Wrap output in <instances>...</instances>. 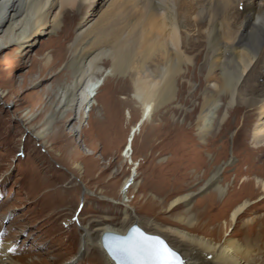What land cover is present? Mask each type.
Listing matches in <instances>:
<instances>
[{"label": "bare ground", "instance_id": "1", "mask_svg": "<svg viewBox=\"0 0 264 264\" xmlns=\"http://www.w3.org/2000/svg\"><path fill=\"white\" fill-rule=\"evenodd\" d=\"M44 34H55V45L42 59L33 60L34 83L53 77L61 63L67 80L46 84L36 95L32 109L20 117L26 130L63 166L86 178L91 173L87 161H96V146L113 136L107 107L116 106L119 125L138 117L123 149L131 158L137 134L157 114L164 120L195 116L197 136L207 147L212 148L218 136H230V157L217 161L208 154L196 167L213 168L210 177L187 185L169 200L167 210L183 207L175 217L180 226L153 220L149 225L170 241L185 264H264V0H0V52L15 45L20 55ZM63 36L67 45L59 41ZM112 83L116 86L109 102L100 93ZM4 96L0 90V100ZM76 115L80 123L87 118V124L67 130V120ZM233 117L237 124L230 123ZM95 133L92 142L84 139ZM76 137L85 149L76 144ZM50 140L60 142L59 149ZM190 148L183 144L185 160ZM221 148L225 153L226 143ZM242 151L252 156L237 163ZM134 166L121 184L123 197L137 187L140 162ZM230 167L235 172L227 183L223 175ZM244 188L251 192L237 195V189ZM204 192H209V201L201 211L194 200ZM90 193L86 188L84 199ZM109 193L94 194L115 200ZM124 211L138 217L127 204ZM128 229L106 220L93 226L81 223L78 254L97 248L105 251L109 264H116L101 234H125ZM20 250L0 233V264L47 262H29Z\"/></svg>", "mask_w": 264, "mask_h": 264}, {"label": "rangeland", "instance_id": "2", "mask_svg": "<svg viewBox=\"0 0 264 264\" xmlns=\"http://www.w3.org/2000/svg\"><path fill=\"white\" fill-rule=\"evenodd\" d=\"M55 39V34H44L33 47L24 48L20 55L15 45L7 46L0 52V90L5 91V96L0 100V233L4 239H11L21 248L20 254L26 260L31 262L42 259L48 262L46 264H109L105 251L97 248L91 249L87 255L78 254L81 223L93 226L98 220H106L120 229H128L134 222H139V226L146 232L163 237L171 245L159 230L149 225L150 221L159 225L180 226L175 217L182 214L183 207L177 206L169 211V200L183 192L187 185L198 181L201 183L210 177L213 168L196 167L200 161H207L208 154L217 161L230 157V136H218L213 140L214 148H209L197 136L195 116L188 120L179 116L164 120L157 114L137 134L131 158L123 154V149L138 117L131 122L121 120L119 125L116 106H112V109L107 107L113 136L107 143L96 146V161L86 160L91 173L82 178L77 171L68 169L60 159L56 160L55 156L50 155L20 121L24 112L32 109L33 99L46 88V84L67 80V75L62 74L65 63H61L52 73L53 77L48 75L43 82L34 83L37 72H31L33 60H40L47 52H51ZM59 41L66 45L68 42L66 36ZM114 85L116 83L103 88L100 98L112 102ZM8 91L11 92L6 95ZM133 107L138 113L141 112L139 105L134 104ZM33 112L39 113L38 107H34ZM69 119L65 126L67 130L87 124V118L80 123L77 115ZM57 123L53 124L54 129ZM230 123L237 124L238 121L233 117ZM76 138V144L85 149L81 138ZM95 138L96 133L93 138L90 135L84 137L88 143ZM185 143H189L193 150L188 160L183 158L182 147ZM223 143H226L225 153L221 150ZM49 144L59 149L60 142L50 140ZM245 151L239 153L237 163L243 157L251 158L249 151ZM134 162H140L138 184L130 190L129 197H123L121 184L133 174L136 166ZM172 167L174 171L170 174ZM180 169L183 171L181 174L178 173ZM234 172L233 167L224 172L223 177L227 176V183L233 181ZM73 185H76L75 188L71 187ZM86 188L96 194L110 192L116 199L99 198L94 193L86 194L84 199ZM64 189L68 191L67 194L62 191ZM237 190V195L251 192L250 188ZM208 195L209 192H204L195 196L194 203L199 210L206 207ZM153 196L159 197L160 202L154 200ZM224 198L227 197L224 196L220 203ZM124 203L138 217L130 211L123 212ZM221 222L223 224L224 221ZM121 223L125 227H120Z\"/></svg>", "mask_w": 264, "mask_h": 264}, {"label": "snow or ice", "instance_id": "3", "mask_svg": "<svg viewBox=\"0 0 264 264\" xmlns=\"http://www.w3.org/2000/svg\"><path fill=\"white\" fill-rule=\"evenodd\" d=\"M103 246L116 264H185L163 238L136 227L125 235L105 234Z\"/></svg>", "mask_w": 264, "mask_h": 264}, {"label": "water", "instance_id": "4", "mask_svg": "<svg viewBox=\"0 0 264 264\" xmlns=\"http://www.w3.org/2000/svg\"><path fill=\"white\" fill-rule=\"evenodd\" d=\"M133 227H136V228H139L140 230L146 232L145 230H143L141 227H139L137 224H133L132 226L129 227V229L127 230V232L125 234H127L131 228ZM108 233H112V234H118V233H114V232H105L103 235H102V244H103V237L105 236V234H108ZM148 233V232H147ZM125 234H119V235H125ZM151 234V233H149ZM151 235H156V234H151ZM156 236H159V235H156ZM161 237V236H160ZM163 238V237H161ZM164 239V238H163ZM165 240V239H164ZM166 241V240H165ZM167 242V241H166ZM169 244V243H168ZM170 246V245H169ZM171 247V246H170ZM105 248V247H104ZM106 250V249H105ZM108 253V252H107ZM178 254L181 256V254L178 252ZM110 256V255H109ZM181 258L183 259V257L181 256Z\"/></svg>", "mask_w": 264, "mask_h": 264}]
</instances>
